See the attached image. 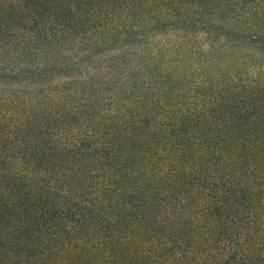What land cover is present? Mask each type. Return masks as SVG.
<instances>
[{"label": "trees", "instance_id": "1", "mask_svg": "<svg viewBox=\"0 0 264 264\" xmlns=\"http://www.w3.org/2000/svg\"><path fill=\"white\" fill-rule=\"evenodd\" d=\"M8 180L41 264H264V0H0Z\"/></svg>", "mask_w": 264, "mask_h": 264}, {"label": "rangeland", "instance_id": "2", "mask_svg": "<svg viewBox=\"0 0 264 264\" xmlns=\"http://www.w3.org/2000/svg\"><path fill=\"white\" fill-rule=\"evenodd\" d=\"M234 59L235 57L231 55L229 61H234ZM23 183L28 186V188H25L20 181H17L16 185H21V187L19 188V190H21V193L18 191V195H22L23 193L27 194L26 196H29L35 193L33 189H30V187L32 186L29 185L28 181L23 180ZM0 185L8 186L12 185V183L9 180L5 183L0 181ZM1 214L2 213L0 212V215ZM0 225H3L2 221H0ZM13 234L14 233H12V235ZM16 235L17 234H14V237ZM60 239L62 241H67L68 237L63 236ZM41 241H44L43 243L48 242L44 239L43 235H31L28 233H26V235L20 233L19 238L13 243L8 240H0V264H41L35 256L37 252L38 243H40Z\"/></svg>", "mask_w": 264, "mask_h": 264}]
</instances>
